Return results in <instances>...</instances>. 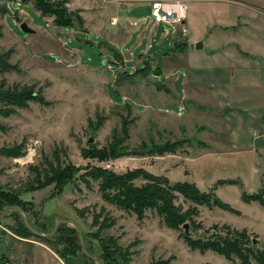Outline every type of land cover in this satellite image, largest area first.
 <instances>
[{"label": "rangeland", "instance_id": "374dc122", "mask_svg": "<svg viewBox=\"0 0 264 264\" xmlns=\"http://www.w3.org/2000/svg\"><path fill=\"white\" fill-rule=\"evenodd\" d=\"M149 1L66 0L65 8L83 21L63 28L53 18L42 17L32 2L0 0V53H9L10 63L19 69L0 74V82L7 87L34 85L45 101L30 102L7 118L0 116V151L19 154L0 156V215L9 209L4 199L13 197L29 227L43 237L66 222L64 243L58 235L48 241L22 231L20 219L12 216L17 212L8 210L0 219V264H90L78 250L72 228L83 234L86 248L103 264H241L236 256L228 261L210 251L191 250L184 229L166 228L153 210L139 221L133 213L103 202L98 183L82 175L97 167L117 174L142 168L171 184L187 182L201 192L213 191L238 214L194 205L176 194L174 204L191 215L186 221L191 237H225V226L245 229L248 240H257L245 245V260L259 264L255 257L257 249L264 248V206L245 203L241 195L264 186L263 143L254 147L260 159L246 145L236 152L222 148L218 157L206 155L212 151L199 141L214 149L213 142L225 138L218 135L222 126L213 125L204 107L191 113L193 105L175 98L187 77V54L180 47L184 31L179 25L145 24ZM186 2L191 13V3ZM112 19L117 24L112 25ZM132 21L142 23L132 27ZM22 23L30 34L21 30ZM210 128L217 132L210 135ZM124 131L128 137L120 145L127 156L105 162L84 158L89 145L100 150L121 140ZM180 140L187 141L177 151L180 155L188 149L189 159L201 157L178 164L176 159L153 160L159 156L139 154L144 147ZM57 161L61 170H80L76 179L62 190L53 184L39 187L46 183L45 176L52 177ZM222 180L235 183L219 184ZM29 187L34 190L26 191Z\"/></svg>", "mask_w": 264, "mask_h": 264}, {"label": "crops", "instance_id": "0c3cea01", "mask_svg": "<svg viewBox=\"0 0 264 264\" xmlns=\"http://www.w3.org/2000/svg\"><path fill=\"white\" fill-rule=\"evenodd\" d=\"M184 1L191 3V13L179 25L184 31L180 53L187 54V77L175 98L193 105L191 113L204 107L215 121L213 125L222 126L218 135L225 138L211 141L214 149L199 141V146L212 151L207 156L218 157L222 148L240 151L246 145L260 159V151L264 155V0ZM190 33L195 45L202 43L201 49L188 42ZM202 96L203 103L199 102ZM182 110L180 106L179 112ZM209 130L210 135L217 132ZM256 142L263 143L260 151L254 148ZM186 151L152 159H176L181 164L201 157L189 159Z\"/></svg>", "mask_w": 264, "mask_h": 264}, {"label": "trees", "instance_id": "16d2710c", "mask_svg": "<svg viewBox=\"0 0 264 264\" xmlns=\"http://www.w3.org/2000/svg\"><path fill=\"white\" fill-rule=\"evenodd\" d=\"M24 1L32 2L33 8L39 12L42 17L53 18L54 24L58 27H72L74 21H77L79 26L82 25L83 20L81 17H79V14L72 11L69 12L67 8H65L66 0H59L56 2L52 0ZM9 59V53H0L1 75L13 71L19 72L18 67L16 65H12ZM30 102L45 104L41 92H37L34 85H14L12 87H7L4 80L0 82L1 117L7 118L15 114L19 109L28 108ZM127 137V132L124 131V133L121 135V140L118 139V142L113 141L100 150H93L91 145H89V148L83 152L84 158L98 159L99 162H105L109 160L115 161L117 159L123 158L129 153L127 149L121 147L120 144L121 141H124ZM186 142L187 141L180 140L175 141L174 143L166 142L163 145H153L150 148L144 147L139 151V154L142 157H161L167 154H175ZM2 155L19 156L18 153L7 150L0 151V156ZM60 168L61 164L58 162L57 168L55 167L51 170L52 177L45 176L46 183H40L39 187L53 184L55 187L59 186L60 190H62V187H64L63 185L69 181H72L73 179L75 180L76 173L80 171L76 167L74 168L72 166H67L65 170H61ZM82 175L83 177L87 176L98 183V191L103 202L114 205L120 210L133 213L139 221L143 219L144 213L147 210H153L160 217L163 225L171 230H179L180 226L183 228V225L187 224L186 221H189L191 217L189 213L182 212L181 208L174 204L176 194L181 195L183 200L193 203L194 205H205L210 209L216 207L224 211L238 214V212L232 209L228 204L220 201L214 195L213 191H209L207 193L201 192L194 184L187 182H177L171 184L167 178L163 176H154L142 168L127 170L125 173L117 174L111 170L97 167ZM137 180H142L143 184L136 185L135 181ZM234 183L235 182L231 180L219 181V184ZM32 190L34 189L29 187L26 191ZM241 199L245 203L254 201L258 202L261 206H264V186L257 193L247 194L242 192ZM4 200L8 205L7 208H17L22 213H24V210H21L20 207H18V204L15 202L13 197L8 199L5 198ZM12 216H17L20 219L19 226L22 231L29 234H34V232H32V230L24 224L18 213H14ZM65 224L66 223H61L57 225L52 234L48 233V237L35 236L49 241L53 235H58L61 243H64L63 236L66 233L63 228ZM225 227L227 230L225 237L217 235L206 240L199 238L193 239L192 237H187L185 234L184 237L187 240L191 250H197L200 253L210 251L224 257L228 261H233L232 256H236L240 260L241 264H249V261L245 260L247 257L244 255L249 250L247 247H245V245L252 242V240H248L247 238V231L245 229L238 231L235 229H230L228 226ZM71 232L74 233L77 247L82 253V257L86 258L90 264H97L90 257L83 253L76 228H72ZM60 233H62L61 236ZM81 237L87 253L90 256H94L90 250L86 248L83 234ZM256 252L257 255L255 258L258 260L259 264H264V248L257 249ZM96 259L98 260L99 264H103L99 258Z\"/></svg>", "mask_w": 264, "mask_h": 264}, {"label": "built area", "instance_id": "2783aa9c", "mask_svg": "<svg viewBox=\"0 0 264 264\" xmlns=\"http://www.w3.org/2000/svg\"><path fill=\"white\" fill-rule=\"evenodd\" d=\"M131 3H143L147 0H128ZM149 22L159 25H182L187 13V4L184 0H151ZM144 20L143 22H145ZM116 19H112V25L117 24ZM140 21L130 23L133 27H138ZM108 165V164H107ZM109 167V166H107ZM105 169H108L105 167Z\"/></svg>", "mask_w": 264, "mask_h": 264}, {"label": "water", "instance_id": "95a60500", "mask_svg": "<svg viewBox=\"0 0 264 264\" xmlns=\"http://www.w3.org/2000/svg\"><path fill=\"white\" fill-rule=\"evenodd\" d=\"M20 28H21V30H22L24 33H29V34H30V33L32 32V30L29 29L25 23H22V24L20 25ZM201 48H202V43H201V42H199V43H197V44L195 45V49H196V50H199V49H201ZM89 141H91V139H89ZM8 210H13V211L17 212V213L19 214L20 218L22 219V221L24 222V224H25L29 229H31L32 232H34L35 234H37V235L40 236V237H43L42 235L38 234L35 230H33L31 227H29V224H28L27 220L24 218L23 213H22L21 211H19L17 208H9V209L5 210V211L0 215V219L3 217V215L6 214V212H7ZM61 223H66V222H60V224H61ZM56 226H57V224L55 225V227H56ZM188 228H189L188 224H184V225H183L184 234H185L187 237H191V234L189 233ZM76 230H77L78 235L81 237V235H80V231H79L77 228H76ZM52 233H53V232H52ZM52 233H51V234H52ZM256 242H257V240H255V239L252 241L253 244H255ZM82 243H83V242H82V240L80 239L81 249H82L83 253H84L85 255H87L88 257H90V258H91L93 261H95L97 264H99L98 260H97L94 256H90V255L87 253V251H86L85 248L83 247V244H82Z\"/></svg>", "mask_w": 264, "mask_h": 264}]
</instances>
